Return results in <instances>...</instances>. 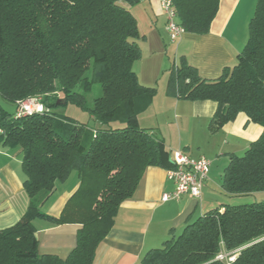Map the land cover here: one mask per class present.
<instances>
[{"label":"trees","instance_id":"1","mask_svg":"<svg viewBox=\"0 0 264 264\" xmlns=\"http://www.w3.org/2000/svg\"><path fill=\"white\" fill-rule=\"evenodd\" d=\"M134 1L0 0V97L15 106L9 111L0 104V140L21 155L29 197L20 219L0 230V264H92L119 204L133 194L145 169L171 167L164 143L137 124L156 89L142 85L133 70L140 36L125 4ZM170 1L176 21L193 34L209 31L219 6V0ZM254 5L233 66L205 79L181 57L165 86L176 98L214 101L211 130L239 112L261 126L223 169L221 188L232 196L264 191V0ZM97 87L100 94L89 99ZM35 97L42 110L17 116L18 102ZM60 104L88 112L98 126L60 117ZM72 171L79 176L77 190L59 216H48L41 205ZM37 217L79 225L67 258L38 254ZM162 242L138 264H226L216 258L222 249H239L229 264H264V202L222 204Z\"/></svg>","mask_w":264,"mask_h":264},{"label":"crops","instance_id":"2","mask_svg":"<svg viewBox=\"0 0 264 264\" xmlns=\"http://www.w3.org/2000/svg\"><path fill=\"white\" fill-rule=\"evenodd\" d=\"M161 1L135 0L125 4L136 19L140 36L137 43L141 55L134 61L133 70L142 85L156 89L150 104L137 115V124L161 140L169 156L172 150L181 149L193 158H206L207 179L199 199L182 195L162 201V194L172 191L174 184L166 177V169L148 166L133 194L119 204L113 226L98 244L92 264H138L148 249L181 230L185 223L215 208L219 204L216 195L222 187L221 174L229 157L244 153L262 130L243 112L211 130L208 123L216 108L214 101L176 98L165 87L170 67L181 57L205 79H215L224 67L233 66L246 43L256 0H219L208 32H184L175 41L167 35ZM20 156L18 150L2 145L0 140V230L14 225L29 204L22 183L25 175ZM215 164L219 167L220 182L211 178ZM78 179V174L72 171L66 180L58 182L41 210L48 216H59L77 190ZM32 222L38 254L67 258L75 247L79 225L53 224L43 217Z\"/></svg>","mask_w":264,"mask_h":264},{"label":"built area","instance_id":"3","mask_svg":"<svg viewBox=\"0 0 264 264\" xmlns=\"http://www.w3.org/2000/svg\"><path fill=\"white\" fill-rule=\"evenodd\" d=\"M160 8L166 15L167 35H169L172 41H175L185 31L176 21V13L170 0H162ZM17 106V116L42 110V105L33 98L19 101ZM172 151L170 156L171 167L166 169V177L173 182L174 188L172 191L162 194L161 200L178 199L182 195L199 199L202 192L201 188H203L207 179L206 174H208L209 170L208 160L204 157L193 158L181 149ZM216 258H221V255H217Z\"/></svg>","mask_w":264,"mask_h":264},{"label":"rangeland","instance_id":"4","mask_svg":"<svg viewBox=\"0 0 264 264\" xmlns=\"http://www.w3.org/2000/svg\"><path fill=\"white\" fill-rule=\"evenodd\" d=\"M100 94V90L97 88L94 89V92L89 96V99H92L94 96L99 95ZM37 98V99H36ZM35 99L38 103L39 99L38 97L33 98ZM0 104L1 106L5 107L7 110L9 111H14L15 106H13L11 103L4 101L1 97H0ZM56 113L61 117V116H65V117H69L73 120L79 121V122H83L86 123L88 125V128H92V127H96L98 126V123H94V121L90 118V116H88V112L86 113V111L81 110L80 108H78L77 106H75L74 104H68L66 106H63L60 104V106L57 107L56 109ZM122 124L118 123V122H112V126L116 127V126H121ZM243 152H241L240 155H242ZM217 164H215L212 167V171L214 170V173L211 174V178H213L214 180H216V182H220V178L218 176V171H219V167L216 166ZM214 190L216 189L215 186L211 187ZM219 204L216 207L221 206L222 204H231V205H239V204H250V203H256V202H264V191L262 192H257V193H252L249 195H227L222 191L221 189H217V195H216ZM215 207V208H216ZM181 230H179L178 232H174V235H177L180 233ZM170 238V235L167 236L166 239ZM163 240V241H165ZM163 242H159V244H157L156 246H154L153 248H160L162 246ZM237 251H239V249H235L234 250H225L222 249L220 250V252H218V255H221V258H218L219 260L223 261L226 264H229L230 262H232L236 255H237Z\"/></svg>","mask_w":264,"mask_h":264},{"label":"water","instance_id":"5","mask_svg":"<svg viewBox=\"0 0 264 264\" xmlns=\"http://www.w3.org/2000/svg\"><path fill=\"white\" fill-rule=\"evenodd\" d=\"M63 102H64V100H63Z\"/></svg>","mask_w":264,"mask_h":264}]
</instances>
